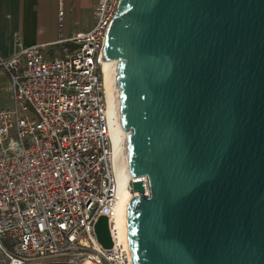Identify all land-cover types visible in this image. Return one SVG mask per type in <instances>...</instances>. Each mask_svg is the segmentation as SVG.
Wrapping results in <instances>:
<instances>
[{
    "label": "water",
    "instance_id": "obj_1",
    "mask_svg": "<svg viewBox=\"0 0 264 264\" xmlns=\"http://www.w3.org/2000/svg\"><path fill=\"white\" fill-rule=\"evenodd\" d=\"M133 264H264V0H120ZM113 244L108 219L95 226ZM40 264H71L48 262Z\"/></svg>",
    "mask_w": 264,
    "mask_h": 264
},
{
    "label": "built area",
    "instance_id": "obj_2",
    "mask_svg": "<svg viewBox=\"0 0 264 264\" xmlns=\"http://www.w3.org/2000/svg\"><path fill=\"white\" fill-rule=\"evenodd\" d=\"M119 1L98 0L94 25L70 37L61 8L58 57L20 39L12 55L0 54L13 101L0 108V264H133L128 232L121 241L116 224L121 183L103 73ZM142 180L148 190L147 177L128 179L133 196ZM101 216L110 248L96 234Z\"/></svg>",
    "mask_w": 264,
    "mask_h": 264
},
{
    "label": "crops",
    "instance_id": "obj_3",
    "mask_svg": "<svg viewBox=\"0 0 264 264\" xmlns=\"http://www.w3.org/2000/svg\"><path fill=\"white\" fill-rule=\"evenodd\" d=\"M98 0H0V54L10 56L20 39L25 45L47 44L44 56L58 57L65 44L60 38L59 11L64 9L62 34L70 37L94 25L93 13ZM10 80L0 68V108L9 107L4 96L11 92Z\"/></svg>",
    "mask_w": 264,
    "mask_h": 264
},
{
    "label": "bare ground",
    "instance_id": "obj_4",
    "mask_svg": "<svg viewBox=\"0 0 264 264\" xmlns=\"http://www.w3.org/2000/svg\"><path fill=\"white\" fill-rule=\"evenodd\" d=\"M117 60L105 61L103 66L105 91L108 100V112L114 145L116 166L121 183L119 201L116 207V224L121 241L127 240V211L129 202L133 196L126 184L131 177L127 158L128 132L124 131L120 123V90L117 82Z\"/></svg>",
    "mask_w": 264,
    "mask_h": 264
},
{
    "label": "rangeland",
    "instance_id": "obj_5",
    "mask_svg": "<svg viewBox=\"0 0 264 264\" xmlns=\"http://www.w3.org/2000/svg\"><path fill=\"white\" fill-rule=\"evenodd\" d=\"M97 3H98V1H97ZM96 8H97V4L95 6L94 12H95ZM93 16H94V13H93ZM3 98H4L3 100H4L5 104H7L9 106V108L13 106L12 97L9 94L4 96Z\"/></svg>",
    "mask_w": 264,
    "mask_h": 264
}]
</instances>
